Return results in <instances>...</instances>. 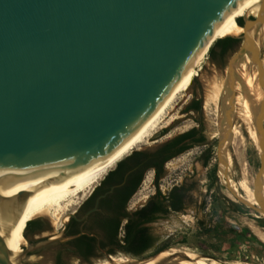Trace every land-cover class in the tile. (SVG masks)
Here are the masks:
<instances>
[{
	"label": "water",
	"instance_id": "95a60500",
	"mask_svg": "<svg viewBox=\"0 0 264 264\" xmlns=\"http://www.w3.org/2000/svg\"><path fill=\"white\" fill-rule=\"evenodd\" d=\"M238 1L0 0V264H25L29 253L62 238L59 232L27 243L14 255L5 229L26 200L85 172L119 146L158 107ZM253 15L240 26L244 40L226 70L231 106L235 80L247 94L234 70L241 60L255 66L264 88V0ZM231 110L224 109L225 121ZM260 111L259 131L264 100Z\"/></svg>",
	"mask_w": 264,
	"mask_h": 264
},
{
	"label": "rangeland",
	"instance_id": "374dc122",
	"mask_svg": "<svg viewBox=\"0 0 264 264\" xmlns=\"http://www.w3.org/2000/svg\"><path fill=\"white\" fill-rule=\"evenodd\" d=\"M260 49L264 65L262 45ZM233 55V51H227L219 57L215 54L211 55L208 51L207 58L203 60V56L195 66V72L187 89L177 94L171 108L167 109L164 121L162 120L159 124L160 127L154 131L149 140L132 151L153 148L197 126V119L200 120L206 144L193 146L168 161L164 176L159 180V186L164 193L174 185L185 184L190 188L186 206L182 212H172L157 219L150 225L151 230L159 244L164 242L168 244L166 249H187L202 257L210 256L226 264H264V239L256 231L264 232V120H261L260 131L255 124L254 137L248 114L249 103L246 100L247 96L253 100L255 90L262 87L257 82L255 66L251 63L246 65V61L241 60L234 66V70L241 77L247 94L235 80V98L233 105H230L228 100L230 94L225 92L224 84L228 62ZM248 78L251 82H248ZM214 83H222L217 107L213 102L205 106L208 95L212 91L211 85ZM198 98L202 102L201 111L186 113V106L193 99ZM230 107L232 108L230 124L229 126L224 124V131H222L221 124L226 120L224 109ZM253 116L255 119L259 117L256 110ZM236 125H239L243 138L238 136L233 142L231 132ZM164 129L166 131L163 135L155 139L154 135ZM208 146L212 147V155L207 166H203L202 156L204 149ZM213 169L215 175L212 173ZM154 191L153 170H148L140 186L130 198L129 206L137 207ZM76 197L64 203L67 205L61 213V218L75 210L85 199L83 197L82 199L81 195ZM38 217L44 223V228L35 236L48 238L59 233L58 228L62 221L54 224L50 215ZM24 239L25 245L32 243L25 236ZM111 255L112 257H128L135 261L153 257L155 254L134 257L123 252H116ZM54 256L55 248L48 247L29 255L25 264H54ZM62 259L63 264H100L105 260L111 261L107 255L101 254L87 262L69 255H63Z\"/></svg>",
	"mask_w": 264,
	"mask_h": 264
},
{
	"label": "bare ground",
	"instance_id": "6f19581e",
	"mask_svg": "<svg viewBox=\"0 0 264 264\" xmlns=\"http://www.w3.org/2000/svg\"><path fill=\"white\" fill-rule=\"evenodd\" d=\"M261 1L263 0H239L221 19V21L215 27L210 38L198 50L192 61L186 67L182 75L179 77L177 82L174 84V86L166 95V97L162 100V102L158 105V107L119 146L112 150L99 163L86 170L85 172L79 174L78 176L72 178L71 180L57 187L49 189L37 195L36 197L30 200H26L24 202L18 219L7 229H5L6 243L14 255L18 254L22 249V245L25 242L22 233L26 223L29 220L36 218L40 215H50L53 218L54 224H56L57 222H61V213L67 205L64 204L65 202L79 195H81V198H86L87 194L93 190V186L97 182L99 183V180L105 174H107L108 170L113 168L119 160L129 154L134 148L141 144H144L147 140L151 138L154 131L158 127H160L159 124L162 123L161 121L164 119V116L167 113V109L171 108V104L173 103L177 94L187 89L192 74L194 73V68L206 53L209 45L218 36H224L225 34L235 35L240 33L242 31V28L235 23L236 16L241 15L242 13H244L245 15L248 12L255 14V12L257 11L258 4ZM248 82H251L250 78H248ZM221 84L214 83L213 85H211L212 91L211 94L208 93L209 95L206 100L205 106L213 102L217 107L218 99L221 94L220 92L222 90ZM255 91L256 94L253 100H250L248 96L246 97V100L249 103L248 114L250 118V125L252 127L251 129L253 136L254 127L256 124L255 122L257 120L253 116V113L256 110L259 116L261 114V111L259 110V104H261L264 100V88H258ZM229 121H225L221 124L222 131H224V124L229 126ZM238 126L239 125H236L231 132V138L233 142H235L238 136L243 138L240 132L241 129L239 130ZM256 231L258 235L262 239H264V232H261L259 230ZM163 251L162 253L160 252L153 258L145 262H141L140 264H220L218 259L202 257L200 255H197L196 253L188 251L187 249L179 250L176 248H168L164 252ZM128 262H132V260H130V258L128 259V257L126 258L120 256L111 257L110 262L105 260L103 263L100 264H125Z\"/></svg>",
	"mask_w": 264,
	"mask_h": 264
},
{
	"label": "flooded vegetation",
	"instance_id": "af4514ba",
	"mask_svg": "<svg viewBox=\"0 0 264 264\" xmlns=\"http://www.w3.org/2000/svg\"><path fill=\"white\" fill-rule=\"evenodd\" d=\"M242 13L240 16H243ZM254 15L250 12L246 15V17H240L235 20V23L239 26H243L245 23V18L252 19ZM231 38V46L226 49L227 51L237 52L243 42V31L238 34L230 35ZM262 46L264 49V36L262 41ZM224 48V42L217 44L214 48V54L222 57ZM260 60H261V49L259 52ZM247 59V58H246ZM250 62L249 59L246 60V65ZM264 66V65H263ZM185 112H197L194 109L185 110ZM201 121L197 119V126L200 127ZM192 128V127H191ZM164 130H161L163 133ZM182 133V132H181ZM180 134V133H179ZM178 135V134H177ZM176 136V135H175ZM198 137V134L195 135ZM192 144L190 148L196 145H205V144H195L189 138L185 139L181 144ZM162 143L154 146L150 149H143L153 151L157 147H159ZM178 145V146H179ZM188 150V149H187ZM205 150V149H204ZM183 153V152H182ZM179 153L178 155L182 154ZM178 155L172 157L171 159L177 157ZM169 159L168 161H170ZM167 161V162H168ZM203 161V156H202ZM165 162V165L166 163ZM203 165V164H202ZM115 166L112 168L114 169ZM153 170V182H154V173ZM129 172L125 174L124 180L120 184H110L109 178L107 181L104 180L105 175L93 187V190L88 193L86 198L77 206L75 210L70 212L72 215L65 216L63 219L66 222L64 226L62 223L58 228L59 232H62V238L58 240L55 244L49 246L55 248V256H54V264H63V255H69L77 260H81L83 262H87L90 259L95 258L98 254L108 255L114 254L116 252H123L129 256L140 257L145 254L153 255L158 251L159 243L156 235L151 230V224L155 222L157 219L161 217H165L172 212H176L170 210L168 213H163L161 211H155V204L161 203V206L164 207L165 201L162 200V197L157 196L154 199V203L148 205V201L152 195L156 194V186L155 191L148 196L143 203L139 204L137 207L132 208L129 206L128 202L124 203V191H121L119 188L125 183L126 177ZM173 187V186H172ZM171 187V188H172ZM160 188V186H159ZM170 188V189H171ZM168 190V192L170 191ZM161 190V188H160ZM162 192L163 195H167V193ZM188 193L186 197L187 203ZM148 207L142 211L144 207ZM95 208V209H94ZM93 209V210H92ZM91 210V211H90ZM184 210V209H183ZM88 213L86 217L84 214ZM182 212V211H179ZM155 216L154 219L148 220L150 217ZM120 219V223L118 226V231L115 233V227L117 221ZM130 222L134 228L144 229V233L147 237L146 245L144 249L137 255L132 253V248L139 243V239L137 236H129L126 234V223ZM44 228V223L41 218L36 217L31 219V222L28 224L27 228L24 231L25 237L32 243H35L39 240H44L46 236H35L42 232ZM34 237L31 238L30 236ZM162 244V243H161ZM26 245L23 244L22 248H25ZM48 248V247H47ZM43 250V249H41ZM41 250L34 251L29 253L30 255L40 252Z\"/></svg>",
	"mask_w": 264,
	"mask_h": 264
},
{
	"label": "trees",
	"instance_id": "16d2710c",
	"mask_svg": "<svg viewBox=\"0 0 264 264\" xmlns=\"http://www.w3.org/2000/svg\"><path fill=\"white\" fill-rule=\"evenodd\" d=\"M241 16H236L235 20L240 18ZM231 38L229 35L224 36H218L214 39V41L209 45L206 53L204 54V59L207 58V53L211 55H214V48L217 44L224 42V48L223 53H225L226 49L231 46ZM196 69V68H195ZM194 69V72H195ZM194 109L195 111H201L202 105H201V99H193L185 108V110ZM166 129H164V132ZM198 134V137H195V135ZM191 139L193 143L195 144H206V138L202 132V124L200 123V127H192L164 142L157 147L153 151L149 150H134L126 157L119 160L114 169H111L105 174L104 180L107 181L109 178L110 184H120L124 178L125 174L127 172L128 175L126 177L125 183L119 188L121 191H124V203H127L128 200L132 197V195L136 192L138 187L140 186L144 175L146 171L150 170L151 168L155 169L154 173V183L156 186V194L152 195L148 201V205L152 204L154 202V199L159 196L162 197V200L165 201L164 207L161 206V203L155 204V211H161L163 213H168L170 210L179 212L183 211V209L186 206V197L187 193L190 190V188L186 187L185 184L180 185H174L170 191L167 193V195H163L162 191L159 188V180L164 176L165 173V162H167L172 157L178 155L179 153H182L189 149L192 144H181L185 139ZM179 145V146H178ZM212 155V147L208 146L205 148L203 152V166H207L209 163V160ZM212 173L215 175V170H212ZM146 207L142 209L145 210ZM155 216L150 217L148 220L154 219ZM31 222L29 220L25 227L24 231L27 228L28 224ZM120 223V219L116 223L115 227V233L118 231V226ZM126 234L129 236H137L139 239V243L132 248V253L135 255L139 254L145 247L147 237L144 233V229H138L134 228L130 224V222L126 223ZM168 247V244L166 242L159 245L157 251H160L162 249H166Z\"/></svg>",
	"mask_w": 264,
	"mask_h": 264
}]
</instances>
